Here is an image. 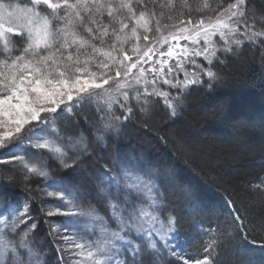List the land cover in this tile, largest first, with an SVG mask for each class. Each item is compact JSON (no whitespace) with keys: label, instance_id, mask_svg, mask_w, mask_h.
Here are the masks:
<instances>
[{"label":"snow or ice","instance_id":"6c2138e0","mask_svg":"<svg viewBox=\"0 0 264 264\" xmlns=\"http://www.w3.org/2000/svg\"><path fill=\"white\" fill-rule=\"evenodd\" d=\"M257 40L264 45V13L253 12L251 0H0V164L51 181L43 195L59 203L40 211L63 242L61 264H215L219 223L201 226L211 243L199 257L187 254L160 177L94 145L106 149L160 98L175 116L173 102L190 84L207 77L211 87L218 78L214 61ZM48 159L62 168L95 164L97 204L53 180ZM24 191L23 199L0 203V264H46L28 176ZM225 204V226L264 251V237L252 236L233 201Z\"/></svg>","mask_w":264,"mask_h":264},{"label":"trees","instance_id":"16d2710c","mask_svg":"<svg viewBox=\"0 0 264 264\" xmlns=\"http://www.w3.org/2000/svg\"><path fill=\"white\" fill-rule=\"evenodd\" d=\"M215 2L209 0V3ZM223 2L227 4L231 0ZM189 3H193V0H189ZM251 10L258 16L264 13V0H251ZM221 58L225 61L223 64L214 61L213 70L218 78L212 86H208L207 77H203V84H190L180 99L173 102L175 116L170 115L171 110L160 99L161 102L151 109L156 114L149 123L144 118L145 113H139L134 117L135 122H128L118 135L108 140L106 149L97 145L94 148L96 152H106V158L113 160L134 157L160 177L162 196L180 220L179 237L187 254L199 257L203 253L204 246L211 243V238L201 226L216 221L221 226L214 245L215 264H264V251L241 242L236 230L234 236L225 234L223 226V223L225 225L231 220L229 216L228 221L225 218V201H233L245 222H250L249 227L255 229L252 236L256 239L264 237V191L256 190L257 186L264 189V184H261L264 181V45L259 40L255 44L245 41L234 53ZM172 91L175 94V90ZM241 92L263 100L258 102L251 99L257 109L256 115L247 116L251 127L235 132L233 123L227 117L209 120L207 127L208 120L203 118V108H212L219 115L216 99L220 98V104L224 107L233 106V103H229ZM201 96H206V100L198 106L195 101ZM170 127L174 131L180 129L183 138L187 135L192 142L189 148L205 156L206 160L189 156L186 151L175 153L172 143L166 141L164 135V130ZM154 131L157 132L151 135ZM85 133L91 135L87 129ZM175 135L178 138L177 132ZM156 151L165 152L163 154L167 156L162 155L160 158L164 160H157ZM26 154L34 153L28 149ZM173 157L178 160L177 163L173 162ZM234 157L240 158V161L233 166ZM213 161L220 164L214 165ZM47 164L54 180L67 183L74 191L79 190L84 202L97 204L99 174L95 164L87 161L82 162L80 167L62 168L52 159H48ZM234 168L236 173H233ZM87 173L93 178L87 177ZM25 176L31 180V188L36 193L33 205V214L39 218L35 230L36 243H39L46 264H60L48 223L44 222V216L41 217L46 180L31 177L18 163L0 164V182L9 178L14 180L12 184L0 183V203L13 198L21 200L26 196ZM255 191L260 196L256 200ZM85 192H89V196H85ZM101 211L105 214L103 208Z\"/></svg>","mask_w":264,"mask_h":264},{"label":"rangeland","instance_id":"374dc122","mask_svg":"<svg viewBox=\"0 0 264 264\" xmlns=\"http://www.w3.org/2000/svg\"><path fill=\"white\" fill-rule=\"evenodd\" d=\"M190 67V66H189ZM242 68V67H241ZM246 70L248 69V67H246L245 68ZM193 71H195V69H192ZM181 79H183V74H181ZM165 90H167V86H165ZM210 95V94H209ZM198 98V97H197ZM255 99L256 101H263L262 99H260V98H258L257 96H248L245 92H241L240 93V96H237V97H235L234 99H233V101L231 102V103H229L230 105L233 103L234 105L233 106H228V107H224L222 104H220L221 102L220 101H222L220 98H217L216 100L218 101V106H217V110H218V112H219V115H217V113H215V110L214 109H212V108H203V110H202V115H203V118L205 119V120H208V122H207V127H209V120H213V121H216L219 117L221 118V117H227V118H229L230 120H231V122L233 123V130L236 132V131H238L239 129H241V128H250L251 127V123L249 122V120H248V115H250V116H254V115H256V113H257V109L253 106V102H252V100L251 99ZM160 99H162V98H160ZM204 100H206V96H201V99H198L197 101H195L196 102V105H198L199 106V104H201L202 103V101H204ZM220 104V105H219ZM154 113L156 114V112H155V110H153V112L150 110L149 112H147V113H145V116H144V118H145V120H146V122H148L149 123V121H151V118H153L154 117ZM141 127H142V125H141ZM143 129V128H142ZM176 130V129H175ZM155 132H157V131H154V132H152V134L151 135H153V134H155ZM175 132H177V134H178V138H176V135H175ZM180 134H181V130L180 129H178V131H174V129L173 128H167L166 130H164V135H165V139H166V141L168 140L170 143H172V148H173V150H174V152L175 153H182L183 151H186V153L189 155V156H193L194 158H196V159H200V160H206L205 158V156H203V155H200L196 150H194V149H190L189 148V144L190 143H192L191 142V140H190V138L189 137H187V135H185L184 136V138H183V136H180ZM163 135V134H162ZM168 147V146H167ZM166 149V148H165ZM0 152H2V151H0ZM163 153H165V152H161V151H156V154H157V160L158 159H160V160H164V158L162 157V158H160V156H162V155H164ZM184 153V152H183ZM165 157L167 156V155H164ZM107 157V156H106ZM233 160H232V162H233V166L234 165H236L237 163H239V161H240V158L238 159V157L236 158V157H234V158H232ZM172 160H173V162L175 163H177L178 162V160L177 159H175L174 157L172 158ZM179 162H181L180 160H179ZM214 163V165H218V164H220L219 162H215V161H213ZM166 163V162H165ZM173 170H174V168H173ZM234 172L233 173H236L237 171H236V168H234V170H233ZM86 176L87 177H91V178H93L90 174H86ZM54 180V179H53ZM57 181V180H56ZM80 182H82L81 180H80ZM49 183H51V181H46V185H45V187H44V189H46L47 188V186H48V184ZM61 184L63 185V186H65V187H67V186H69V185H67V183H62L61 182ZM246 188L248 189V188H250L249 186L247 187L246 186ZM43 189V190H44ZM251 189H252V187H251ZM253 191V190H252ZM170 192V191H169ZM256 192V191H255ZM253 192V194L255 195V200L256 199H259V194L256 192ZM89 192H85V196H89ZM43 203H44V205L45 204H48V203H59V201H56V200H52L51 198H48V197H43ZM41 217H43V214L41 213ZM45 218V217H44ZM225 218H226V220L228 219V216H226L225 215ZM48 220H50V221H59V220H61V219H63L62 217H51V218H47ZM228 221V220H227ZM48 226H49V228H50V231H51V238H52V240L54 241L53 242V246H54V248H55V251L56 252H58L57 251V245H61L63 242L62 241H60L58 238H57V235H56V233L54 232V231H52V224H50V223H48ZM223 226H224V229H225V234H227V235H232V236H234L235 235V233H234V229L233 228H231V227H226L225 225H224V223H223ZM42 244V243H41ZM37 245L39 246V243L37 242ZM180 247H181V249L182 250H184V245H183V243H182V241H181V244H180ZM52 252H46V254H51ZM58 255V262L61 264V259H60V257L62 256V255H65V254H63V253H57ZM65 259H66V256H65Z\"/></svg>","mask_w":264,"mask_h":264}]
</instances>
